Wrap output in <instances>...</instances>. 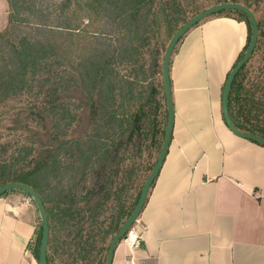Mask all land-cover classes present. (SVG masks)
Returning <instances> with one entry per match:
<instances>
[{
  "label": "trees",
  "instance_id": "obj_1",
  "mask_svg": "<svg viewBox=\"0 0 264 264\" xmlns=\"http://www.w3.org/2000/svg\"><path fill=\"white\" fill-rule=\"evenodd\" d=\"M157 1L6 0L0 186L21 183L39 195L49 229L47 264H104L156 161L167 121L163 53L200 11L194 0ZM226 1L248 7L258 26L253 51L231 83L229 116L240 131L264 138V0ZM209 16L245 23L234 65L249 43L247 15L227 9ZM10 192L34 203L18 189L0 197ZM41 230L39 217L27 245L37 262Z\"/></svg>",
  "mask_w": 264,
  "mask_h": 264
},
{
  "label": "crops",
  "instance_id": "obj_2",
  "mask_svg": "<svg viewBox=\"0 0 264 264\" xmlns=\"http://www.w3.org/2000/svg\"><path fill=\"white\" fill-rule=\"evenodd\" d=\"M246 37L243 21L209 16L176 44L173 129L138 216L143 240L136 248L121 240L112 264H264V146L233 134L220 106ZM24 199L0 197V264H35L27 246L35 211Z\"/></svg>",
  "mask_w": 264,
  "mask_h": 264
},
{
  "label": "water",
  "instance_id": "obj_3",
  "mask_svg": "<svg viewBox=\"0 0 264 264\" xmlns=\"http://www.w3.org/2000/svg\"><path fill=\"white\" fill-rule=\"evenodd\" d=\"M227 9L239 10L247 15L250 21V25H251V34H250L248 46L244 54L230 69L224 81L222 91H221V100H220L222 119L225 125L227 126V128L236 136L257 142L261 145H264L263 137L240 131L234 126V124L232 123L230 119L229 112H228V105H227V99H228V94H229L232 80L234 76L236 75V73L238 72V70L249 59L253 51V48L255 46L257 34H258L257 20L253 12L248 7L240 3H234V2H229V1L217 3L215 5H212L210 7H207L205 9L198 11L190 19H188L185 23H183L173 33V35L171 36V38L169 39L165 47V51L163 53L162 62H161V80H162L163 91H164L166 107H167V121H166L165 130H164L162 144H161L158 156L156 158V161L141 187L139 196L137 198V201L131 213L129 214L127 219L123 222V224L120 226L118 231L112 236L111 240L109 241L107 257H106L104 264H112L114 249L117 245V242L125 235L127 230L132 226V224L138 217L140 211L142 210V207L147 198L149 187L152 181L158 175L160 168L162 166V163L166 156V151L169 146L170 139H171L173 122H174V105H173V100H172V91H171L170 77H169V62H170V57H171L173 48L175 44L177 43V41L179 40V38L186 31H188L192 26H194L196 23L200 22L202 19L208 17L209 15H212L218 11L227 10ZM11 189H18V190L26 192L35 203V206L37 208V211L40 217L41 228H42L40 245H39V250H38V263L47 264L46 246H47L49 229H48V221H47L44 205L39 195L31 187L21 184V183H5L1 185L0 186V196L3 193Z\"/></svg>",
  "mask_w": 264,
  "mask_h": 264
},
{
  "label": "rangeland",
  "instance_id": "obj_4",
  "mask_svg": "<svg viewBox=\"0 0 264 264\" xmlns=\"http://www.w3.org/2000/svg\"><path fill=\"white\" fill-rule=\"evenodd\" d=\"M160 1V0H158ZM157 1V2H158ZM218 1L220 0H194L193 2V7L195 6L197 9H205L207 7H210L212 5H215L217 3H219ZM222 2V0H221ZM261 5L262 7H264V1H261ZM191 6V7H192ZM264 9V8H263ZM7 11H8V6H7V2L6 0H0V30L5 26L6 24V21H7ZM28 16L30 17V14H28ZM154 42H156V40L153 38L152 39ZM153 43V42H152ZM25 196V195H23ZM26 197V196H25ZM27 199V200H26ZM26 201H30L28 197H26ZM30 203L31 205H33V208H34V211H35V218H34V222H35V229H34V233H33V237L35 236V231L38 229L39 227V214H38V211H37V208L35 206V203L33 202H28ZM33 239V238H32ZM35 264H38L37 261H35Z\"/></svg>",
  "mask_w": 264,
  "mask_h": 264
},
{
  "label": "built area",
  "instance_id": "obj_5",
  "mask_svg": "<svg viewBox=\"0 0 264 264\" xmlns=\"http://www.w3.org/2000/svg\"><path fill=\"white\" fill-rule=\"evenodd\" d=\"M136 225H138V218H136L132 226L125 233V236L122 238V241H124L130 248L139 247L143 240L142 228L138 229L136 228Z\"/></svg>",
  "mask_w": 264,
  "mask_h": 264
}]
</instances>
